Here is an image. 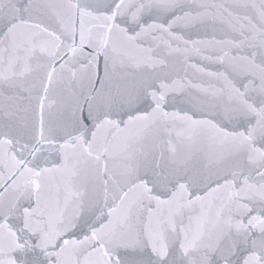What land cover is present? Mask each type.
<instances>
[{"label":"snow or ice","instance_id":"obj_1","mask_svg":"<svg viewBox=\"0 0 264 264\" xmlns=\"http://www.w3.org/2000/svg\"><path fill=\"white\" fill-rule=\"evenodd\" d=\"M0 264H264V0H0Z\"/></svg>","mask_w":264,"mask_h":264}]
</instances>
